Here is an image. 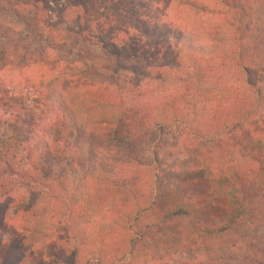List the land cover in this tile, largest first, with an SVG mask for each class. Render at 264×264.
I'll return each instance as SVG.
<instances>
[{
    "label": "trees",
    "instance_id": "trees-1",
    "mask_svg": "<svg viewBox=\"0 0 264 264\" xmlns=\"http://www.w3.org/2000/svg\"><path fill=\"white\" fill-rule=\"evenodd\" d=\"M209 1L0 0V264H264V0Z\"/></svg>",
    "mask_w": 264,
    "mask_h": 264
},
{
    "label": "rangeland",
    "instance_id": "rangeland-1",
    "mask_svg": "<svg viewBox=\"0 0 264 264\" xmlns=\"http://www.w3.org/2000/svg\"><path fill=\"white\" fill-rule=\"evenodd\" d=\"M206 1L210 2L209 0H206ZM61 4H62L61 2H59V3L55 2L54 6H59ZM210 4H211V6H213L212 3H210ZM214 7H216V6L214 5ZM98 9H99V7H98ZM99 10H102V7H100ZM185 12L188 13L189 11L185 10ZM107 13L112 14L113 12H112V10L108 9ZM195 20L198 22V24H204L203 22L206 21L205 18L201 17V16L198 17ZM202 32L205 33L204 31H202ZM80 46H81V50L83 51L84 55L90 54V56H89L90 60L87 61L88 62L87 65H88V67L92 66L93 65L92 64L93 63L92 58H94V56H97L99 54V52H101L100 49L97 46H92L90 44L86 45L84 43H81ZM58 57H60V60H61L60 63L62 64V65H60V66H62L61 70H67V71H69V65L71 63L74 64L75 63L74 61H82L83 60L79 56V49H73V51H69V52L68 51H64L61 54H59ZM133 66H134L133 63H120V65L117 66L116 69L122 68L123 69L122 72L127 71L126 74H127V76H130V77L131 76H135V77L138 76V78L140 80V83H142V85H144V86H147V87L149 86L150 87L151 85L152 86L154 85V87H153V93L154 94L163 93L165 91L166 87H167L166 90L168 91V88H169L168 86H170V85L175 83L174 80L169 79V78H173L172 75L175 74L174 71H172L171 69H170L171 71L169 73V78H167L168 81H165V83H163L162 81L159 82V81L155 80L156 79L155 73L152 71L153 69L151 67H147V68L144 67V68L141 69V71L138 72L136 70V68H133ZM83 71H86V70L83 69ZM109 76H110V74L107 75V77H106L107 80H108ZM73 79L74 80L78 79V83H80L82 81L85 82V83L93 82L91 77L86 75V74H84V73L80 74L79 76H75ZM162 84H165L166 87L163 88L162 86H164V85H162ZM134 100H136V99H134ZM22 107L25 108V110H26L25 113L31 111V109H32L31 108V103H29L28 101L25 102L22 105ZM17 112H19V111H13V113H17ZM35 113L38 114V116H40V115L45 116V120H46L45 123H47V121L51 120V114H48L47 112H45L43 110H35ZM73 113L75 115H77L78 118H80L81 120H84V118H89L91 116H96L95 113H90L89 111H86L82 105H77L75 107V110H74ZM41 124H42V122H41ZM2 259H3V253H0V263H1ZM29 263L31 264V262H28L27 264H29Z\"/></svg>",
    "mask_w": 264,
    "mask_h": 264
}]
</instances>
